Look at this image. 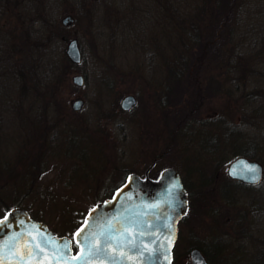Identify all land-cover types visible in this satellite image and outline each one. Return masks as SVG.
Here are the masks:
<instances>
[{"label": "rangeland", "instance_id": "obj_1", "mask_svg": "<svg viewBox=\"0 0 264 264\" xmlns=\"http://www.w3.org/2000/svg\"><path fill=\"white\" fill-rule=\"evenodd\" d=\"M68 14L75 22L65 26ZM231 33L249 64L226 59ZM74 38L80 64L66 53ZM129 94L138 103L123 112ZM78 97L85 106L74 111ZM221 129H244L241 148L264 167V0H0V217L19 206L72 238L106 195L59 189L101 177L111 194L158 158L151 175L173 167L190 193L175 264H192L195 245L209 264H264V179L226 195L229 164L242 155ZM211 139L216 154L195 157L196 143Z\"/></svg>", "mask_w": 264, "mask_h": 264}, {"label": "water", "instance_id": "obj_2", "mask_svg": "<svg viewBox=\"0 0 264 264\" xmlns=\"http://www.w3.org/2000/svg\"><path fill=\"white\" fill-rule=\"evenodd\" d=\"M62 22L70 25L74 18L67 15ZM67 54L73 63L81 62L77 39L68 43ZM73 83L82 86L84 77L75 75ZM136 103L135 96L128 95L121 107L131 110ZM83 104L75 99L72 108L78 111ZM228 176L255 185L263 179L264 170L260 162L239 157L229 165ZM189 207L187 189L173 167L164 169L157 179L129 174L111 197L88 211L73 238L58 236L26 209L13 207L0 218V264H173L179 224ZM105 243L108 250L96 254V248ZM190 258L192 264H208L199 248L190 251Z\"/></svg>", "mask_w": 264, "mask_h": 264}, {"label": "trees", "instance_id": "obj_3", "mask_svg": "<svg viewBox=\"0 0 264 264\" xmlns=\"http://www.w3.org/2000/svg\"><path fill=\"white\" fill-rule=\"evenodd\" d=\"M236 3V2H235ZM207 3L205 2L204 3V6H203V9L204 10H211V6H209V5H207ZM216 8V7H215ZM232 9V8H231ZM233 10V9H232ZM228 11H230V12H232L230 9H228ZM205 22H209V24H214V22H213V19H211V20H209V21H205ZM206 27H208V26H210V25H205ZM213 28H215V26H212ZM212 36H214L215 38H216V36H220L219 34H217V35H212ZM235 36L231 33L230 35H228V36H226V39H228V44H229V46L231 45V47H230V49H228L227 51H226V53H227V55H226V59L228 58L229 59V61L230 62H232V61H239V60H241V62H246V63H250V60L243 54V53H241V51H240V49H237V47L238 46H240V45H238V44H236L235 43V40H233V38H234ZM193 38L195 39V41L197 40V44H199L200 42H199V40H201V39H199V37L196 35V37H195V35L193 36ZM194 39H193V41H194ZM215 39H212V41H214ZM227 43V42H226ZM241 47V46H240ZM213 54V53H212ZM220 54V53H219ZM215 55V54H214ZM220 57L222 56V59L224 58V55H219ZM215 57H217V55H215ZM248 68H249V70H251V67L250 66H244L243 67V74L244 73H246V70H248ZM248 72V71H247ZM225 74V73H224ZM224 127V126H223ZM196 131H195V133L194 132H191V133H189L191 136H192V138H193V136H199V137H203V130H205V129H203V130H201V129H195ZM245 130L244 129H242V130H238V131H232L231 130V132H228V129H221V133H222V136H223V138H224V136H226L227 135V138H228V141H229V139H231V144L233 145V143H234V145L235 144H238V146L237 147H235V148H233L235 151L234 152H236V153H238V155H242V156H245V157H248V158H251V159H254L255 157L253 156V155H251V154H249V151H247V148L246 147H244V148H241V146H240V144H239V141H241L242 142V140H243V138L245 139V135H246V132H244ZM234 133V134H233ZM225 139V138H224ZM215 141H217V140H215ZM215 141H213L212 139L210 140V142H207V143H202V142H200V143H196L195 141H191V143L192 144H194V143H196V144H198L199 146H200V148L198 149V145H197V147L196 148H193L192 150L195 152V157L196 156H198L199 155V150H201V151H204V149H205V151L208 153V154H213V155H215L216 153V150L218 149V146H219V144L217 143L216 145H215ZM213 145V146H212ZM231 145V147H233ZM241 152V153H240ZM36 161H37V159H36ZM42 161V160H41ZM0 164H2V163H0ZM133 171H135V170H133ZM183 180H184V184H185V186H186V188H187V191H188V198H190V193H189V187L187 186V181H186V179L185 178H183ZM123 180H120L119 182H122ZM30 182V181H29ZM28 181H27V183H29ZM227 183H228V185H227V191H226V189H225V192H226V195H227V193H229L230 191L228 190V188H231L230 186H232V185H236V186H248V185H246V184H244V183H242V182H240V181H235V180H233V181H230V180H228L227 181ZM28 190H22V191H24L23 192V194L24 195H21L22 197H25L26 195L28 196V193L29 192H32V188H31V185H29V187L27 188ZM1 193H0V197H4L3 196V194H2V191H0ZM13 194V193H12ZM230 194V193H229ZM13 195H17V192H15V194H13ZM190 206H191V204H190ZM9 207V206H8ZM6 209H7V206L5 207ZM179 240V239H178ZM178 243V242H177ZM196 247L198 246V245H195ZM199 247V246H198ZM203 252H204V254L206 255V256H209V253H208V251L206 250V248L205 247H199ZM77 249V247L75 246V250ZM176 249H177V244H176V247H175V250H174V254H175V256H176ZM175 259H174V263L173 264H175V260H176V257H174Z\"/></svg>", "mask_w": 264, "mask_h": 264}, {"label": "flooded vegetation", "instance_id": "obj_4", "mask_svg": "<svg viewBox=\"0 0 264 264\" xmlns=\"http://www.w3.org/2000/svg\"><path fill=\"white\" fill-rule=\"evenodd\" d=\"M74 18V17H73ZM74 22H75V19H74ZM84 81H85V78H84ZM129 95H132V94H129ZM81 98V97H80ZM135 98L137 99V97L135 96ZM82 99V98H81ZM83 100V102H84V104H83V107L80 109V110H78V111H81V110H83V108H84V106H85V100L84 99H82ZM121 103H122V100H121ZM121 103H120V109L123 111V112H125L126 110H124V109H122L121 108ZM137 103H138V99H137ZM129 110H127L126 112H128ZM131 111V110H130ZM74 120V119H73ZM75 122H76V124L78 123V125H80V126H83V128L86 130V131H88L89 133H91V134H97V132L95 131V130H89L90 128L89 127H87L86 126V124H87V122H86V120H85V118L84 119H81V118H77V119H75L74 120ZM98 129V128H97ZM54 145H57L55 142H54V138L53 137H51V141H50V149H51V151L53 150V146ZM48 147V146H47ZM51 153H53V156L55 155L54 154V150L51 152ZM158 158L157 159H155L153 162H152V164L146 169V171H145V173H144V175H141V174H139L138 172H137V170H135V171H133V170H131V171H129L125 176L123 175V181L122 182H116L115 183V185H114V189L111 191V194H108V193H110V191H108L106 194H105V190L104 189H99V185L97 184V180L98 179H101V177L100 178H95V179H93V180H81V181H79V182H71V184H68V183H66V187L64 188V189H59L58 191L59 192H62L63 190H65L64 191V193H65V195H63V196H66V195H68V193L70 194V195H68V196H83V195H86V193L87 192H92V193H94V194H97V193H99V194H104V195H106V197H110L112 194H113V192L115 191V189L116 188H118L125 180H126V178L128 177V175L129 174H131V173H137V174H139L140 176H142V177H146V176H149L150 178H152V179H156V178H158L159 177V175H160V173L163 171V169L158 173V174H156L155 176H152L151 175V172L153 171V169L156 167V165H157V163H158ZM37 162L38 163H40L41 162V158H39V159H37ZM94 184V185H93ZM55 189H57V187L55 188ZM55 189H53V190H55ZM66 190L68 191V193L66 192ZM97 192V193H96Z\"/></svg>", "mask_w": 264, "mask_h": 264}, {"label": "snow or ice", "instance_id": "obj_5", "mask_svg": "<svg viewBox=\"0 0 264 264\" xmlns=\"http://www.w3.org/2000/svg\"><path fill=\"white\" fill-rule=\"evenodd\" d=\"M250 171H251V169H250ZM75 235H77V236H79V233H76ZM101 235H103V233H101ZM68 243L69 242H65L64 243V248L65 249H67V247H68ZM78 243H79V241H78ZM98 243V242H97ZM108 248H109V245L107 244V243H105V245H104V247L103 248H100V247H97L96 248V254H99L100 252H106L107 250H108ZM81 253H83V249H81ZM88 255L89 256H92L93 255V251H92V247H89V251H88ZM80 257H73V259H79Z\"/></svg>", "mask_w": 264, "mask_h": 264}]
</instances>
